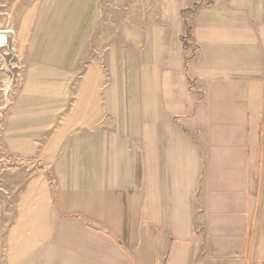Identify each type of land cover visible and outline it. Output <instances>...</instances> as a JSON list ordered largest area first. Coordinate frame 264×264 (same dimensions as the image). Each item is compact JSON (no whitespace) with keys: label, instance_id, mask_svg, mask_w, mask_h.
I'll list each match as a JSON object with an SVG mask.
<instances>
[{"label":"crops","instance_id":"obj_1","mask_svg":"<svg viewBox=\"0 0 264 264\" xmlns=\"http://www.w3.org/2000/svg\"><path fill=\"white\" fill-rule=\"evenodd\" d=\"M209 1L174 87L166 68L130 91L112 79L104 88L91 68L79 104L37 145L48 161L93 163L95 219L136 249L137 264H264V0ZM24 34L30 64L48 66L47 32ZM47 83H32V96Z\"/></svg>","mask_w":264,"mask_h":264},{"label":"rangeland","instance_id":"obj_2","mask_svg":"<svg viewBox=\"0 0 264 264\" xmlns=\"http://www.w3.org/2000/svg\"><path fill=\"white\" fill-rule=\"evenodd\" d=\"M210 4L0 0V32L11 34L9 49L0 46V264H137L136 249L95 219L93 163L87 169L84 158L73 168L70 157L48 161L37 145L46 141L48 125L79 104L78 83L91 68L103 75L104 88L112 79L120 91L141 90L144 72L153 79L166 68L174 87L197 54L194 16ZM31 28L47 32L39 35L46 45L39 58H49L48 66L30 64L31 38L24 33ZM66 46L71 52L53 65ZM37 82H48L45 91H52L32 96ZM192 83L177 80L176 86L187 85L201 100L202 90ZM93 105L87 97L86 107Z\"/></svg>","mask_w":264,"mask_h":264},{"label":"water","instance_id":"obj_3","mask_svg":"<svg viewBox=\"0 0 264 264\" xmlns=\"http://www.w3.org/2000/svg\"><path fill=\"white\" fill-rule=\"evenodd\" d=\"M10 40H11V34L9 32H0V46H3L4 48L5 47H8V49H9V47H10Z\"/></svg>","mask_w":264,"mask_h":264},{"label":"bare ground","instance_id":"obj_4","mask_svg":"<svg viewBox=\"0 0 264 264\" xmlns=\"http://www.w3.org/2000/svg\"><path fill=\"white\" fill-rule=\"evenodd\" d=\"M7 45H8V44H7ZM4 49H6V50H7V49H8V47H5Z\"/></svg>","mask_w":264,"mask_h":264}]
</instances>
